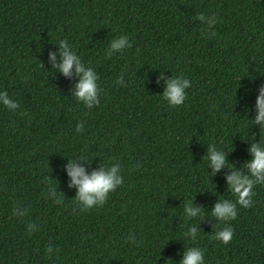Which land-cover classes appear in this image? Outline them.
<instances>
[{"label":"trees","instance_id":"trees-1","mask_svg":"<svg viewBox=\"0 0 264 264\" xmlns=\"http://www.w3.org/2000/svg\"><path fill=\"white\" fill-rule=\"evenodd\" d=\"M121 35L131 47L109 54ZM61 41L99 78L98 106L78 103L79 77L52 66ZM180 74L192 83L172 108L161 95ZM261 85L264 0H0V89L20 105L0 107V264H179L188 247L205 264H264V184L221 244L212 237L225 225L209 213L235 199L230 169L212 175L204 159L215 145L246 171L264 140L248 122ZM69 160L86 174L119 164L124 182L81 211ZM190 200L202 216L184 213ZM193 224L195 241L184 237Z\"/></svg>","mask_w":264,"mask_h":264},{"label":"clouds","instance_id":"clouds-1","mask_svg":"<svg viewBox=\"0 0 264 264\" xmlns=\"http://www.w3.org/2000/svg\"><path fill=\"white\" fill-rule=\"evenodd\" d=\"M199 20L204 21L205 17L201 14ZM217 18H210L207 27L211 28L216 23ZM215 36L214 31L209 33ZM61 61L59 64L56 60V53H51L49 60L52 66L56 68L65 77L70 76L73 71L79 77L73 92L74 99L79 103L83 102L88 109L100 104L98 77L92 67L82 62L76 51L70 47L68 41H61L58 45ZM131 47V42L126 35H121L113 39L109 44V54L111 52H123ZM163 79V77H161ZM119 83V81H117ZM191 80L182 74L172 76L165 80V87L161 95L162 99L167 102L169 107L178 108L182 106L186 99V90L191 87ZM0 107L15 112L19 109V102L12 99L5 89H0ZM256 115L254 120L248 121L259 126L260 132L264 131V85L258 89V95L255 102ZM83 125L78 124L75 128L77 133L83 132ZM250 159L244 163L245 172L238 171L228 163L227 153L215 145H210L206 157L207 166L212 169V175L220 172L221 169L229 168L230 172L225 177L227 189L233 194L234 201L221 199L216 201L209 213L216 221L223 222V228L215 231L213 239L221 244L227 245L233 238L234 232L230 225L238 215L237 206L247 209L253 206L254 189L257 185L264 184V140L260 139L259 144H251L248 149ZM84 156L78 159H84ZM67 175L70 178L69 187L76 189L75 203L80 207L81 211H88L93 208L103 206L109 194L116 191L124 180L121 174L119 164H112L109 167L101 166L98 170L92 171L90 174L85 173L83 167L77 166L71 160L66 165ZM53 186H50L51 189ZM54 203H62V199L58 196ZM184 213L190 217H200L203 212L200 208L193 207L191 200L185 203ZM199 232L196 224H193L185 233L184 237L195 241ZM45 253L47 256L52 253V247L49 245ZM205 253L199 247H188L185 249L179 264H205ZM171 264V261H168Z\"/></svg>","mask_w":264,"mask_h":264}]
</instances>
